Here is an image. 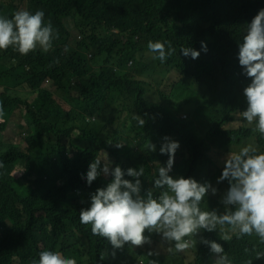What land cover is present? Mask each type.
Returning <instances> with one entry per match:
<instances>
[{"label": "clouds", "instance_id": "9594fccd", "mask_svg": "<svg viewBox=\"0 0 264 264\" xmlns=\"http://www.w3.org/2000/svg\"><path fill=\"white\" fill-rule=\"evenodd\" d=\"M215 3L3 0L0 53L44 75L7 84L23 159L0 147V180L30 165L36 184L20 188L59 209L60 238L30 244L57 250L23 260L94 257L73 245L77 220L109 264H264V0L239 44L241 114L226 104L235 62L212 29ZM144 140L163 142L166 166L137 159ZM26 247L0 240V261Z\"/></svg>", "mask_w": 264, "mask_h": 264}, {"label": "rangeland", "instance_id": "374dc122", "mask_svg": "<svg viewBox=\"0 0 264 264\" xmlns=\"http://www.w3.org/2000/svg\"><path fill=\"white\" fill-rule=\"evenodd\" d=\"M19 0H9L11 3H17ZM3 6V0H0V7ZM0 64L2 72L0 73V103L5 111L4 121L0 126V146L9 150L13 147V153L17 157L23 156L20 149L21 132L16 128L10 117V97L9 86L6 84L10 76L8 61L3 53H0ZM10 129L17 134V139L7 137ZM11 172L15 175V184L11 185L7 180H0V224H9L13 228L0 236L4 244L12 242L19 243L26 248L7 250L4 253L5 261L0 264H31L22 259L25 253H40L43 250H57L56 248H37L30 246L33 241L44 238H60L57 233V223L52 218L59 212L56 206L55 197H41L32 192L26 193L20 188L21 183L29 186L36 184L35 178L27 167H10ZM79 233L72 239L75 248L89 249L94 253V257L83 256L77 260V264H109V262L100 255L98 248L92 247L82 234V225L75 221ZM16 259V261H13ZM158 261V260H156ZM139 264H150L149 260H141ZM158 264H164L158 261Z\"/></svg>", "mask_w": 264, "mask_h": 264}, {"label": "trees", "instance_id": "16d2710c", "mask_svg": "<svg viewBox=\"0 0 264 264\" xmlns=\"http://www.w3.org/2000/svg\"><path fill=\"white\" fill-rule=\"evenodd\" d=\"M258 11L259 10L254 4V0H216L215 7L211 13L212 29L223 44L227 46V52L235 62V75L231 80L224 84V87L226 91L227 108L236 114H241V112L245 110V102L242 99L243 89L245 88V75L243 74V69L239 65L238 60L239 44L242 42L243 36L247 32L248 24H250ZM9 69L10 76L8 81H6V84L12 86L25 79L44 75L42 72L35 73L23 67H17L15 70L9 67ZM1 72L2 65L0 64V73ZM0 126H2V124H0ZM244 135L243 131L242 133L235 135L234 140L238 142ZM150 142L156 145L155 151L149 150ZM162 143L146 140L137 143L134 147L137 159L142 163L150 164L156 169H159L160 166H166L168 155L160 153V146ZM181 155L182 145L180 144V147L175 153L174 161L181 157ZM10 156L15 159H23L22 156L17 157L14 153L11 154L9 151H6L4 158H9ZM12 167L15 166L12 165ZM26 167L32 174L31 166L29 165ZM33 187L34 186L31 188ZM83 250L85 252L88 251V249Z\"/></svg>", "mask_w": 264, "mask_h": 264}, {"label": "bare ground", "instance_id": "6f19581e", "mask_svg": "<svg viewBox=\"0 0 264 264\" xmlns=\"http://www.w3.org/2000/svg\"><path fill=\"white\" fill-rule=\"evenodd\" d=\"M8 138L10 139H17V134L16 132L13 130V129H10L9 132H8V135H7Z\"/></svg>", "mask_w": 264, "mask_h": 264}]
</instances>
